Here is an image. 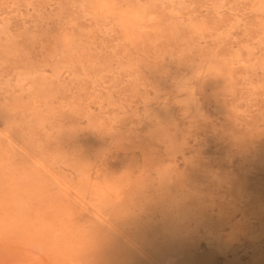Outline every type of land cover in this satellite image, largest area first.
Wrapping results in <instances>:
<instances>
[{"label":"rangeland","instance_id":"obj_1","mask_svg":"<svg viewBox=\"0 0 264 264\" xmlns=\"http://www.w3.org/2000/svg\"><path fill=\"white\" fill-rule=\"evenodd\" d=\"M0 264H264V0H0Z\"/></svg>","mask_w":264,"mask_h":264}]
</instances>
